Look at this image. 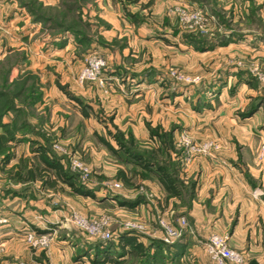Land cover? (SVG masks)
Segmentation results:
<instances>
[{
    "label": "rangeland",
    "instance_id": "1",
    "mask_svg": "<svg viewBox=\"0 0 264 264\" xmlns=\"http://www.w3.org/2000/svg\"><path fill=\"white\" fill-rule=\"evenodd\" d=\"M67 1L77 8L73 9L74 16L61 7ZM39 5L43 7L41 10ZM30 11L37 16L51 18L70 31H62L51 23H34ZM111 11L115 16L113 19ZM32 25H40L41 29L30 37L29 28ZM71 31L83 35L86 41L78 44ZM63 35L73 39L70 50L60 56L45 57L40 45ZM193 37L205 43L196 46L204 47L203 50H196L190 44ZM246 38L260 41L263 49L251 51L236 47L237 41ZM228 39L223 51H220L223 46L207 48L208 44ZM30 63L37 68L31 69ZM226 72L229 76L224 78ZM111 74L115 78L108 80ZM138 76L158 79L153 84L157 91L152 97L154 103L144 117L140 116L138 103L133 102ZM113 84L125 94L129 89L128 97L134 107L123 110L118 102L110 106L109 96L112 95L114 100L121 97ZM52 88L65 94L75 106L68 104L71 109L58 111L50 124L44 123L41 114L43 111L47 114L48 107L35 112L33 106H29V97L43 105L45 94ZM77 88L79 95L75 92ZM22 89L24 93L20 92L16 97V92ZM0 90L10 100L5 111L0 109L5 112L0 116V123H9L6 127L0 124V141L9 147L6 152L0 149V160L2 155L13 153L14 143L7 141L8 136L16 137L15 132H26L50 150V155L62 163L77 184L91 190L99 188L116 197L124 196L130 189L146 201L153 202L154 195L142 185L146 179H136L137 188H126L108 175L109 161L105 158L120 163L100 139L117 150L111 135L119 132L126 140L131 137L138 150L145 152L161 147L160 133L170 132L172 146L166 151L168 155H178L181 169L194 157L211 155H256V161L260 163L264 155V134L260 135V139L255 138L256 144L249 145L250 148L238 143L227 145L220 141L218 127L220 118L226 116L228 109H239V116L264 98V0H0ZM173 96L177 97L173 99ZM53 99L51 95V100L47 97L44 101L52 110L57 104ZM174 100L179 103L178 106L169 104ZM114 105L115 110L112 108ZM76 106L79 112L82 107H87L88 113L83 119L79 116V128L75 124L78 121L74 116ZM55 108L61 110L62 107L55 105ZM260 109L262 117L255 129L257 132L264 131V105ZM192 112L197 118H193ZM64 116L67 119L63 121ZM191 121L195 125L198 121L200 125L207 123L211 129L207 127L202 134H198L200 131L192 134L182 127ZM65 122L68 127L61 136L60 129L65 127L61 123ZM143 127L148 134L146 140L140 137ZM149 128L158 129L159 135L152 138ZM20 129L24 131L20 132ZM186 155L193 156L186 162ZM121 167L133 169L123 164ZM12 170L8 169L0 176V195L5 194L3 191L7 188L18 190L13 189L8 178ZM246 176L252 180V195L264 199L260 181L250 174H245L247 179ZM153 179L150 178V181ZM29 197L47 200L52 213L62 215L58 216L65 227L62 231L85 244L104 242V235L117 236L118 231L128 232L125 231L128 223L136 226L132 233L143 236L146 231L145 223L130 221L124 215H116L112 209L78 203L68 190L44 196L32 188ZM11 208L10 203L0 205V229L8 224V215L3 217V213H9ZM25 210L29 212L27 206ZM27 219L23 220L34 222L29 217ZM161 220L169 227H176L168 218L160 217L157 219L159 228ZM80 221L86 226H81ZM24 223L17 233L21 239L14 241L16 246L12 245L14 242L1 243L0 240V264H48L47 255L52 241L61 230L36 234L29 222ZM38 223L39 220H35V225ZM97 227L100 228L99 235L88 231ZM244 228L251 236L246 242L258 247L260 252L242 249L239 245L242 242L237 239H234L236 245L229 247L241 257L240 264H262L264 225L244 224ZM160 231L163 238L164 231L161 228ZM257 231L260 235L256 234ZM219 234L227 239L226 231ZM28 235L33 236L32 241L27 240ZM114 240L117 239L111 241ZM15 248H20L22 252L31 249L35 254L30 258L26 254H12Z\"/></svg>",
    "mask_w": 264,
    "mask_h": 264
},
{
    "label": "crops",
    "instance_id": "2",
    "mask_svg": "<svg viewBox=\"0 0 264 264\" xmlns=\"http://www.w3.org/2000/svg\"><path fill=\"white\" fill-rule=\"evenodd\" d=\"M110 13H112V11ZM112 14L113 16L111 19L115 17L114 13ZM40 29V25L30 26L29 36L36 35ZM113 29L115 28L113 27ZM72 42V37L63 35L49 42L44 41L40 47H42L44 56L48 58L53 55L60 56L61 54H65V52L70 50ZM235 44L238 48L241 47L251 51L263 49L260 41L251 38L242 39ZM225 49L226 47L223 46L220 48V51ZM32 63L29 64L30 68L36 69L37 67L32 66ZM232 75L234 76L235 74L233 73ZM224 76V78H227L229 73L226 72ZM113 77L115 78V76L111 74L107 78L111 80ZM136 78L137 85L135 86L136 90L133 96V102L135 101V103H138L140 116L144 117L145 115L147 116L148 110L152 108V104L154 103L152 97L155 93L157 94V91L153 87V84L157 82L158 79L153 76L146 78H140V76H138ZM120 80L124 82L122 79ZM145 84L147 86H144ZM112 86H115L116 93L121 95V97L118 99L115 98L114 100L113 97H111L112 95L109 96L108 103L110 102V106L118 102L123 110L130 109L132 106L134 107V105H131L130 97H128L130 94L129 89H126L127 94H125L120 92L116 88V85L113 84ZM75 92L79 95V88H77ZM51 95L54 97L53 100L57 101L55 105H61V110L60 108H55V105L52 110V107H50L48 103L44 104L47 97L51 100ZM176 97L177 96H173L172 98L175 99ZM45 99L43 100V105L37 103L33 106L35 112L45 110V106L48 107V109H46L47 114L45 111L41 113L43 114L44 123L49 122L51 124V119L54 118V115H57L56 113H58V111L62 112L63 108H72V106L68 104H74L67 99L65 94L63 95L55 88L50 89L49 93L45 94ZM176 100L172 101L173 103L169 101V104H173L174 107L178 106L179 103H177ZM163 101L164 100L161 102L162 104ZM156 104L157 102H155V105ZM112 108H116L115 105ZM260 110L261 109L252 114V116L243 119L237 115L239 109H228L225 114L226 116L220 118L219 121L220 141L227 145H235V143H238L244 147L256 144V139H260V135L264 134V131L257 132V130H255L257 126H259L258 124L262 117ZM74 111L76 113L74 116L78 118L75 124L76 127L79 128V116L82 117V119L84 116L81 109L79 112V107L76 106ZM154 112H157V110L153 111V114ZM192 115L194 119L197 118L194 112H192ZM157 118L156 120H158ZM66 119L67 117L64 116L63 121ZM200 120L203 121L204 119ZM198 122L199 123L196 125L193 121L184 123L182 127L192 134L196 133V131H200L198 134H202L207 127L211 129L209 124L207 125V123H205L204 125H200V121ZM62 124L63 126L65 124V127H61L60 129L59 133L61 136L66 133V127H68L66 122L61 123V125ZM241 132L244 133L243 136L240 135ZM257 133L259 135H257ZM140 137L143 140L148 138L147 131L144 127ZM17 138H19L18 142L12 145L13 153L8 155V164L2 165L0 162V176L1 174L4 175L8 169H15L21 160L36 162V157H34L35 155L31 152V148L33 143H40L41 141L30 134L25 135L22 139L20 137ZM5 156L6 155H2L0 161H3ZM103 157L105 158V156ZM105 160L109 161L107 166V171H109L108 175L115 178L117 170L122 168L121 165L107 158H105ZM245 174H250L251 177L259 180L264 188V155L260 163L256 161V155L232 154L194 157L181 169L180 174L186 184L190 182L195 185L194 196L191 200L187 201V206L183 204V201L177 198L166 199V194L156 179L142 182V185L149 189L154 195L153 202L146 201L144 197H142L143 199L141 198L142 200H139L138 198L140 196L135 193L136 191H130V189L126 191L122 197H116L99 188L96 190L89 189L91 195L83 196L71 194L67 187L61 185L59 187H63V190L58 189L54 191L49 187L42 186L39 181L17 182L10 180L13 189L18 190L12 191L7 188L3 191L5 194L0 195L1 206L5 203H10L13 207L8 211L9 213H3V217L8 215L7 218L9 222L0 229V240L1 243L19 241L21 239V236L17 234L19 229L25 225L24 222H29L32 231L36 234H46L50 231L61 230V232L58 231L57 238L52 241L47 255V258H49L48 264H110L101 262L102 258L97 254L101 252V250L98 249V252L96 251L94 247L96 243L85 244L79 241V239L70 237L65 231H62L65 229L59 220V217L62 215L53 214L47 200H38L29 197L30 190L35 188L44 196L53 193L59 194L68 190V194L74 196L78 203L88 204L93 207L94 205L107 207L112 209L116 215H124V217L130 219V221L136 220L145 223L146 231L143 236L136 234L139 242L143 246L149 245L151 241H161L162 233L157 225V219L160 217L163 219L168 218L175 226H178L180 219H184L187 224V229L182 239L173 245H168V248L163 252L162 258H159L155 264H211L202 249V243L213 235L221 236L219 233H224L225 231L229 245L235 246L236 242L234 239H237L242 242V245L238 243L242 249L260 252L258 247L250 246L251 244L246 242L247 239H251V236H248V231L247 228H244V224H252L253 226L261 223L264 225V199L258 198L259 195H252V184L245 178ZM25 206L28 207L29 212L25 210ZM20 212L23 213L20 214ZM28 217L34 222L23 220H28ZM35 220H39L38 225H35ZM58 224L61 225L59 226ZM125 233L127 232H116V239ZM256 234L260 235V231H257ZM111 242L114 248L110 251V255L114 262H118L119 264H132L133 262H136L135 264H141V261L131 254H126L121 258L117 257V240ZM12 245L16 246L17 243L14 242ZM153 252L154 248L150 249V254ZM12 254H26L28 258H30V256H33L35 253L34 250L31 251V249L22 252L20 248H15L12 250ZM114 262L112 264H115ZM262 264H264V261Z\"/></svg>",
    "mask_w": 264,
    "mask_h": 264
},
{
    "label": "trees",
    "instance_id": "3",
    "mask_svg": "<svg viewBox=\"0 0 264 264\" xmlns=\"http://www.w3.org/2000/svg\"><path fill=\"white\" fill-rule=\"evenodd\" d=\"M70 1H67L65 5L63 4L61 7L65 8L66 12L69 13V15H73L74 13V5H69ZM35 3V2H34ZM33 3V4H34ZM23 8H25L24 4L21 5ZM28 6V5H27ZM39 10H41L43 7L42 5H39ZM77 9V8H76ZM50 10V9H49ZM30 14L33 16V22L44 24V23H51L56 28L61 29L62 31H70L68 27L63 26L61 23H56V21L52 20L51 18H45L42 16H37V13L31 12ZM74 16V15H73ZM79 22V21H77ZM57 25V26H56ZM72 32V31H71ZM72 34L75 36V40L78 44L83 43V41H86V37H83V35H80L76 32H72ZM191 45L195 46L194 48L196 50H203L204 47H196L205 43L199 42V40L195 37L190 38ZM228 41H219L215 42L213 44H208L207 48L213 47V46H223L227 44ZM206 48V46H205ZM206 48V49H207ZM5 80H3L4 83ZM6 83V82H5ZM4 87H6L4 85ZM4 87L2 89H4ZM20 92L24 93V90L18 91L16 97H18ZM13 96V95H12ZM7 95L4 93V91L0 90V109L3 108L5 111V108L8 106L9 101L7 100ZM29 106H34L37 104V100L32 101V96L29 97ZM264 105V98L260 99L259 103L254 105V107H250L247 111L244 113L239 114L240 118H248L252 116L256 111H258L261 106ZM0 111V116L4 115V111ZM87 107H82L81 111L84 117L88 116V113L86 112ZM17 116V115H15ZM18 118V117H16ZM16 120V119H15ZM2 126H8V124H2ZM12 124V123H11ZM150 135L151 137L158 136V129H150ZM20 132L24 131L22 129L19 130ZM17 131V132H19ZM12 137L8 136V142H12L16 144L20 137L21 139L27 135L26 132L22 133H16ZM113 136L114 141L116 142L118 149L115 150L109 143L105 142L104 140L100 139V142L103 146L106 147V149L117 159V161L122 165L132 167L133 169H126L121 168L118 169L115 175V180L119 183H122L123 186L126 188H137L134 181L136 179H146L150 180V178L156 179L158 184L161 186L162 190L166 194V199L169 198H177L181 201H183V204L187 206V201L191 200L195 193V185L193 183L188 182L187 184L185 181L181 178V168L179 166L178 162V155H168L167 150L168 147L171 148V134L163 133L159 135L160 143L162 144L159 148H154L145 152H140L137 148V146L134 143V140L130 137L127 141L122 133L116 132V135ZM8 145L2 144L0 141V149H3V151H9ZM49 149L45 145H41L39 143H33L31 152L36 157V162H31L28 160H21L18 165L13 169L9 175L8 178L11 181H17V182H35L39 181L42 186L49 187L52 190H63V187L65 186L69 189L71 194L75 195H83V196H89L91 195V191L82 185H79L75 182L74 177L67 173L65 171L63 165L61 162H59L58 159L52 157L49 153ZM4 154V153H3ZM124 154V155H120ZM6 155L3 158V161L1 162L2 165H6L9 162L8 159V153L4 154ZM172 157V158H171ZM249 183L252 184V180L249 176H246ZM59 187V188H58ZM142 196H140L138 199H141ZM96 251L98 249L101 250V252H98L97 254L100 255L102 258L101 262H107L112 264L114 261L111 257V250L114 248V245L111 241H104V242H97L95 244ZM117 247H118V253L117 257H123L126 254L132 255L135 258H138V260L141 261V264H155L159 258H162L164 250L168 248V245L164 244L162 241H151L149 245L143 246L139 240L138 236L132 232H127L125 234H122L117 239ZM154 248V252L150 254V249ZM128 249V251H127ZM115 264H119L118 262H114Z\"/></svg>",
    "mask_w": 264,
    "mask_h": 264
},
{
    "label": "built area",
    "instance_id": "4",
    "mask_svg": "<svg viewBox=\"0 0 264 264\" xmlns=\"http://www.w3.org/2000/svg\"><path fill=\"white\" fill-rule=\"evenodd\" d=\"M98 66L99 63L95 65V68H97ZM186 156H188L185 158V161L187 162L193 155H186ZM79 224L81 226H86V224L83 221H80ZM159 226L164 231V236L163 238H161V240L166 245H173L177 241L181 240L185 230L187 229V224L184 219H180L178 226H176L175 228L169 227L164 222V220H161L159 222ZM135 228H136L135 225H133L132 223H128L126 225L125 231L132 232V230ZM88 231L93 235L100 234V228L98 227L96 229L89 228ZM105 236H106L105 241H111L117 238V236H112V235L111 236L104 235V237ZM32 239H33L32 235L27 236L28 241H32ZM202 249L212 264H240L242 260L237 253L231 250L227 239L222 236H218V235L211 236L202 243Z\"/></svg>",
    "mask_w": 264,
    "mask_h": 264
}]
</instances>
